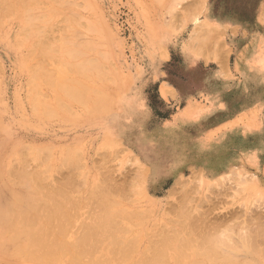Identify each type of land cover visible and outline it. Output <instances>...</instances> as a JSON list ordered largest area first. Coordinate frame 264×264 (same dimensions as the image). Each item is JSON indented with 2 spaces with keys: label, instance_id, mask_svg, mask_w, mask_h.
<instances>
[{
  "label": "rangeland",
  "instance_id": "rangeland-1",
  "mask_svg": "<svg viewBox=\"0 0 264 264\" xmlns=\"http://www.w3.org/2000/svg\"><path fill=\"white\" fill-rule=\"evenodd\" d=\"M202 9L219 20L207 0H0V264H264V170L186 177L153 204L116 138L135 126L134 52L226 60Z\"/></svg>",
  "mask_w": 264,
  "mask_h": 264
},
{
  "label": "crops",
  "instance_id": "crops-1",
  "mask_svg": "<svg viewBox=\"0 0 264 264\" xmlns=\"http://www.w3.org/2000/svg\"><path fill=\"white\" fill-rule=\"evenodd\" d=\"M207 4L219 20L205 22L202 9L200 24L221 34L228 54L222 63L175 51V43L166 44L163 56L132 54L135 126L129 143L123 135L116 138L138 160L143 178L145 173L143 191L153 204L167 201L176 182L186 177L215 180L236 168L259 175L264 170V53H251L252 41L262 38L264 0ZM82 131L91 136L90 119ZM259 139L257 168L245 156Z\"/></svg>",
  "mask_w": 264,
  "mask_h": 264
},
{
  "label": "bare ground",
  "instance_id": "bare-ground-1",
  "mask_svg": "<svg viewBox=\"0 0 264 264\" xmlns=\"http://www.w3.org/2000/svg\"><path fill=\"white\" fill-rule=\"evenodd\" d=\"M198 21H199L198 17L194 18V22H195V23H198ZM193 33L195 34V32H193ZM192 35H193V34H192ZM237 127H238V126H237ZM129 142H130V141H129ZM196 178H198L201 182H204V183H205V182H206V183L208 182V183H210V182H209L210 180H208V179H204L202 176H200V177H196ZM252 183H253V181H252ZM254 183H255V182H254ZM202 185H203V184H202ZM197 187H199V186H197ZM146 193H147V192H146ZM147 195H148V194H147ZM91 230H92V229H90L86 234L91 235V234L89 233ZM92 233H93V230H92ZM94 233H95V232H94ZM94 233H93V234H94ZM93 234H92V235H93ZM88 235H87V237H89ZM92 235H91V236H92ZM91 236H90V237H91ZM122 249H123V248H122ZM119 250H121V249H119Z\"/></svg>",
  "mask_w": 264,
  "mask_h": 264
}]
</instances>
